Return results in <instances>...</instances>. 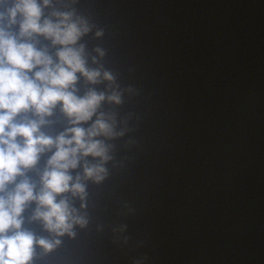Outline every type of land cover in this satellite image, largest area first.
I'll return each instance as SVG.
<instances>
[{
	"label": "water",
	"instance_id": "water-1",
	"mask_svg": "<svg viewBox=\"0 0 264 264\" xmlns=\"http://www.w3.org/2000/svg\"><path fill=\"white\" fill-rule=\"evenodd\" d=\"M66 3L53 7L86 21L88 66L114 77L93 87L120 95L101 108L118 135L106 179L84 180L81 161L69 174L86 199L57 197L88 219L74 237L26 209L25 229L60 240L32 264H264V0ZM51 120L47 135L69 126L58 110ZM52 154L28 173L37 190Z\"/></svg>",
	"mask_w": 264,
	"mask_h": 264
},
{
	"label": "clouds",
	"instance_id": "clouds-1",
	"mask_svg": "<svg viewBox=\"0 0 264 264\" xmlns=\"http://www.w3.org/2000/svg\"><path fill=\"white\" fill-rule=\"evenodd\" d=\"M75 2L63 5L67 9ZM54 3L63 0H0V264H32L36 246L51 252L60 244L59 239H38L23 227V214L32 203L36 208L29 222H42L58 237H74L73 225L87 226L88 219L76 213L68 198L57 197L71 193L86 199L81 176L69 174L81 161L84 180L99 184L106 179L107 141L118 135L114 116L101 108L105 102L120 104V95L93 87L101 77L109 82L114 77L88 66L85 45L79 43L89 31L86 21L74 9L60 11ZM81 79L88 86L82 95ZM57 110L69 126L53 137L42 129L51 125ZM48 152L54 154L39 172L37 190L28 173Z\"/></svg>",
	"mask_w": 264,
	"mask_h": 264
}]
</instances>
